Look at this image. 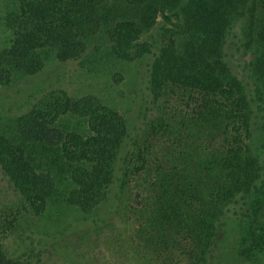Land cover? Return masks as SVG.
I'll use <instances>...</instances> for the list:
<instances>
[{"label":"trees","instance_id":"16d2710c","mask_svg":"<svg viewBox=\"0 0 264 264\" xmlns=\"http://www.w3.org/2000/svg\"><path fill=\"white\" fill-rule=\"evenodd\" d=\"M7 7L0 87L53 62L106 76L152 54L148 87L170 108L141 143L130 138L124 114L95 95L50 91L0 121V174L17 198L0 212V264H31L1 242L22 220H58L67 209L88 215L113 185L117 209L135 189L132 209L147 213L140 228H151L164 251L171 253L170 240L186 242L189 264H213L228 221L242 232L235 256L264 264V0H9ZM162 17L169 27L153 54L143 37ZM242 18L253 55L249 83L224 53ZM161 136L168 140L156 150ZM237 208L240 217H230Z\"/></svg>","mask_w":264,"mask_h":264},{"label":"rangeland","instance_id":"374dc122","mask_svg":"<svg viewBox=\"0 0 264 264\" xmlns=\"http://www.w3.org/2000/svg\"><path fill=\"white\" fill-rule=\"evenodd\" d=\"M8 1L0 0V47L8 37L2 26ZM245 25L242 18L230 31L224 53L233 74L249 83L253 55L252 49L246 47ZM168 27V21L162 17L144 35L143 40L152 44L153 54L157 52L164 29ZM152 58L151 54L118 66L113 74L106 76L89 74L77 62L50 63L33 77L0 87V121L25 113L37 98L50 91L62 90L73 97L95 95L124 114L130 138L141 143L143 136L149 132L150 122L156 121L165 109L170 108L163 100H155L149 90L147 70ZM172 103L177 105L175 101ZM164 117L168 119V115ZM253 133L255 141L250 143L255 148L260 144L257 133ZM167 140V136H161L155 141L156 150L160 143L165 144ZM117 190V186L113 185L108 201L88 215L67 209L58 220H22L1 242L8 248L9 254L25 256L24 260L31 264H189L186 242L170 240L169 253L163 250L165 246L155 238L151 228H140L141 222L147 221V213L140 216L132 209L136 197L131 193L135 189L124 193L118 209L113 206ZM16 202V194L0 174V212ZM236 211L233 213L231 209L229 216L240 217L239 209ZM223 227L213 264H243L235 256L242 232L232 228L228 221Z\"/></svg>","mask_w":264,"mask_h":264}]
</instances>
